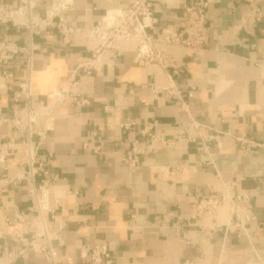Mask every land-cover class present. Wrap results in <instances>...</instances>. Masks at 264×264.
I'll return each instance as SVG.
<instances>
[{
	"label": "crops",
	"instance_id": "crops-1",
	"mask_svg": "<svg viewBox=\"0 0 264 264\" xmlns=\"http://www.w3.org/2000/svg\"><path fill=\"white\" fill-rule=\"evenodd\" d=\"M20 1L0 0V5L16 8ZM188 1L153 0L160 27L177 25ZM201 1L207 5L203 52L191 56L158 42L163 72L142 65L132 43H120L117 55H102L73 92L88 105L65 103L54 117L38 154L52 180L45 205L55 208L43 211L42 218L54 237L58 264H90L86 256L96 246L106 247L111 264H264V0ZM131 3L71 0L65 21L77 32L68 44L54 31L29 37L25 30L0 27L1 40L33 47L32 108L40 110L46 96L64 88L92 57L99 43L86 31L107 12ZM48 9L49 1L37 0V12ZM5 71L12 78L0 80V147L9 140L14 144L0 164V264H46L38 250L29 249L39 231L34 203L24 184L14 181L24 140L9 122L23 117L13 95L27 80V56H15ZM165 75L181 91L187 113L161 92L168 85ZM149 125L152 130L141 136ZM231 136L257 146L244 148ZM132 143L138 162L128 168L123 159ZM202 143L209 156L198 151ZM223 184L253 197L255 220L239 235L225 231V205L211 221L189 218L197 196L209 189L222 192Z\"/></svg>",
	"mask_w": 264,
	"mask_h": 264
},
{
	"label": "built area",
	"instance_id": "built-area-1",
	"mask_svg": "<svg viewBox=\"0 0 264 264\" xmlns=\"http://www.w3.org/2000/svg\"><path fill=\"white\" fill-rule=\"evenodd\" d=\"M47 1H49V9L43 13L36 11L37 0H21L16 8L0 5V27L9 26L25 30L29 37L38 36L44 31H54L62 36L64 43L68 44L70 36L77 32V30L68 27L65 21V14L71 9V0ZM206 7V3L201 0H190L183 4L180 7V15L176 19L177 25L172 28L160 27L154 16L153 0H132L127 9L107 12L94 27L86 31L89 39L99 43L92 57L73 71L64 88L54 90L46 96V103L40 110L32 108L30 104L33 47L20 49L15 44L0 39V66L3 69L0 73V80L12 78V74L5 69L15 56L20 54L27 56V80L13 95L14 101L22 105L23 117L22 119L15 118L9 122L16 136L24 140L23 160L14 181L17 184H24L28 196L34 203L31 210L37 214L36 225L39 227V231L29 241V249L38 250L46 264H58L59 257L56 249L52 246L54 237L48 234L42 218L43 211L53 213L55 206L45 205L52 180L39 158L38 150L46 139L47 133L51 131L54 117L65 103L79 107L88 105L87 100L73 92L77 91L81 83L91 75V71L99 63L102 55L109 53L117 55V45L120 43H132L135 57L142 65H156L163 72L166 69V63L155 48L158 42L167 46L181 47L191 56L199 55L205 48L203 29ZM256 14L255 20L258 22L261 19V13L256 10ZM178 27L180 30H177ZM165 76L168 85L161 89V92L166 93L171 99L179 101L180 109L187 113V104L182 100L181 91L176 88L170 76ZM187 98H191V93L187 94ZM189 122L191 127L197 131L199 125L190 117ZM153 126L149 125L147 129L140 132V135H148ZM231 139L244 148L257 146L245 137L231 136ZM150 140L163 142L161 137L156 136H150ZM191 141L194 140L191 139ZM164 142H166V146H171L169 141ZM12 144H14L13 140H9L0 147V164L4 163L7 153L12 150ZM198 151L209 156L205 143L201 144ZM137 162L138 150L135 143H132L123 163L128 168H132ZM252 199L251 194L235 191L233 185L223 184L222 192H214L209 189L207 195L197 196L189 218L200 220L205 217L211 221L218 209L225 205L228 208L225 231L231 229L239 235V233L245 232L246 226L255 220ZM17 218L19 221L22 220L21 215H18ZM214 228H219V226L214 225ZM19 239L20 235L16 234L15 241L18 242ZM23 252L20 251L18 255H22ZM86 258L90 264H111V256L105 246H96L91 249Z\"/></svg>",
	"mask_w": 264,
	"mask_h": 264
},
{
	"label": "bare ground",
	"instance_id": "bare-ground-1",
	"mask_svg": "<svg viewBox=\"0 0 264 264\" xmlns=\"http://www.w3.org/2000/svg\"><path fill=\"white\" fill-rule=\"evenodd\" d=\"M32 83V82H31Z\"/></svg>",
	"mask_w": 264,
	"mask_h": 264
}]
</instances>
